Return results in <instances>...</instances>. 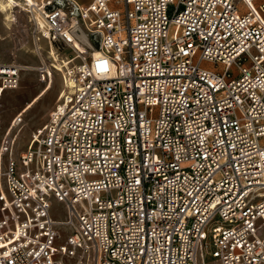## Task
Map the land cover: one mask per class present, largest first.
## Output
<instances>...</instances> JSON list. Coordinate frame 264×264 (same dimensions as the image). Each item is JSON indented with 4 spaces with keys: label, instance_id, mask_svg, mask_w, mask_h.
Instances as JSON below:
<instances>
[{
    "label": "built area",
    "instance_id": "1",
    "mask_svg": "<svg viewBox=\"0 0 264 264\" xmlns=\"http://www.w3.org/2000/svg\"><path fill=\"white\" fill-rule=\"evenodd\" d=\"M12 4L38 63L0 64V264H264V0ZM26 68L64 87L16 155Z\"/></svg>",
    "mask_w": 264,
    "mask_h": 264
},
{
    "label": "rangeland",
    "instance_id": "2",
    "mask_svg": "<svg viewBox=\"0 0 264 264\" xmlns=\"http://www.w3.org/2000/svg\"><path fill=\"white\" fill-rule=\"evenodd\" d=\"M14 10L16 13V21L12 22V25L9 26V30L7 33H5L4 29L1 27L2 25L0 24V62L15 63V60L17 61L16 64L25 63L30 64V66H34L38 63V58L36 57V55L28 53L25 48L21 47L24 43L29 42L31 48H33V34L31 32V26L30 22L28 21V16L24 12L17 14V9ZM0 20L2 23L4 22L2 20L1 14ZM41 45L43 47V45H46V43L44 41H41ZM20 47L22 48L21 50H19ZM57 53L58 56L61 55L64 58L63 51ZM43 55L47 57V55L45 54V50L43 52ZM39 87V82L37 81L34 71H22L18 88L13 92H10L8 96H4L3 98L2 129L8 126L10 118L14 115V113L25 106L26 103H28L35 96ZM60 87V79H57L48 93L42 98L38 99L33 107L24 115V120L19 125V127H22V133H20L21 135L14 142L16 155L24 148L29 138L30 132L35 127H38L39 125L47 121L49 112L56 102L57 93ZM206 246L207 247L204 261L206 263H209L213 260L211 256L213 246L211 245L210 241L207 242Z\"/></svg>",
    "mask_w": 264,
    "mask_h": 264
},
{
    "label": "bare ground",
    "instance_id": "3",
    "mask_svg": "<svg viewBox=\"0 0 264 264\" xmlns=\"http://www.w3.org/2000/svg\"><path fill=\"white\" fill-rule=\"evenodd\" d=\"M13 1H16V0H0V12L4 15V17L9 21V23H10L11 25H12V22L16 21V13H15V10H14V9H17V7H13V4H12ZM16 12H17V14L22 13L21 9H17ZM17 17H18V16H17ZM17 19H18V18H17ZM28 21H29V20H28ZM18 22H19V21H18ZM41 41H44V40L41 39ZM41 41H40V45H41ZM44 42H45V41H44ZM45 43H46V42H45ZM25 44L28 45L29 42L24 43L22 46L24 47ZM22 46H21V47H22ZM41 46H42V45H41ZM44 46H45V47H44ZM21 47H20L19 50L22 49ZM43 47H44V49H45V54H46L48 57L54 58V59H52V60H53L52 63L56 66V68H60L61 65H60V63L58 62V60H59L60 57L58 56V53H57V51L55 50V48H54L52 45H50V46L48 45V46H47V43H46V45H43ZM31 50H32V53L35 54L34 45H33V48H31ZM0 64H16V63H12V62H11V63H8V62H6V63H4V62H0ZM19 65H20V64H19ZM25 70H28V71H29L28 68L24 69V71H25ZM58 70H59V69H55V74H54V77H55L54 82H55L57 79H60V82H61V87H60V89H59V91H58V93H57V96H58V94L63 90V87H64L61 73H60ZM54 82L48 84V86H46V84H43V85L41 86L39 96H38L37 98H35V99L30 100L28 103H26L25 106H23V107H25V108H24V111H23V115H25L26 112L29 111V110L33 107V105L35 104V102H37L38 99L42 98L43 96H45V95L48 93V91L53 87ZM45 86H46V87H45ZM56 98H57V97H56ZM21 109H22V108H21ZM21 109L18 110V111H21ZM18 111H17V112H18ZM8 126H9V124H8ZM8 126H7V127H8ZM7 127H6L5 129H7ZM21 128H22V127L16 126V127H12V129L10 130L11 135L14 136V142H15V140L21 135V134H20V133H22V132H21V131H22ZM24 132H25V131H24Z\"/></svg>",
    "mask_w": 264,
    "mask_h": 264
},
{
    "label": "crops",
    "instance_id": "4",
    "mask_svg": "<svg viewBox=\"0 0 264 264\" xmlns=\"http://www.w3.org/2000/svg\"><path fill=\"white\" fill-rule=\"evenodd\" d=\"M79 1H81V2H83V3H86V2H89L90 0H79ZM0 14H1L2 20L4 21V22L2 23L1 20H0V24L2 25L1 27L4 29L5 33H7L8 30H9V26H11V24L9 23V21L4 17V15H3L1 12H0ZM0 35H1V33H0ZM22 48H25V50H27L28 53L34 55V54L32 53V50H31V46H30V44L25 45L24 47L22 46ZM14 62L16 63L17 61L14 60ZM18 64H20V65H30V64H25V63H18ZM42 85H43V84L39 83V86H40V87H39L38 91L36 92L35 96H34L32 99H35V98H37V97L39 96V94H40V89H41V86H42ZM10 92H13V91H7V93L5 92L4 96H8ZM32 99H31V100H32ZM22 108H23V107H22Z\"/></svg>",
    "mask_w": 264,
    "mask_h": 264
}]
</instances>
